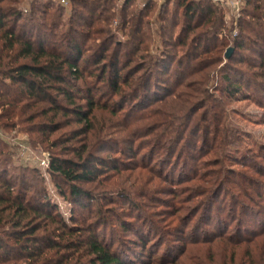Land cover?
Listing matches in <instances>:
<instances>
[{
  "label": "rangeland",
  "instance_id": "obj_1",
  "mask_svg": "<svg viewBox=\"0 0 264 264\" xmlns=\"http://www.w3.org/2000/svg\"><path fill=\"white\" fill-rule=\"evenodd\" d=\"M64 1L67 10L58 32L65 29L70 16L69 0ZM180 1L132 0L126 17L121 12L124 0L106 4L108 13L114 14L110 23H101L105 37L109 38V50L122 45L117 68L128 58L132 60L119 72L135 70L132 78L137 82L131 83L136 87L149 78L146 88L139 87V97L131 95L132 85H121V91L113 93L110 84L115 71L109 68L107 79L97 81L88 77L85 85L75 79L66 84L73 99L66 101L58 96L67 114L59 112L54 119L58 129L50 140L56 142L55 146L39 144L36 133L21 128L24 124L3 130L10 138H25L33 148L49 156L77 160L73 154L85 144L93 157L103 160L104 166L98 165L101 175L89 183L78 182L92 198H84L82 202L87 206L82 207L74 202L69 194L70 185L61 176L41 170L45 175L41 179L33 171L18 167L24 162L16 148L6 143L14 152L6 163L11 179L24 174L25 182L33 186L28 192L44 188L63 215L68 216L73 208L78 225L90 227L100 222L103 226H99L98 232L106 240L113 238L118 250L136 256L142 261L139 264L150 260V256L157 262L177 264L209 258L226 261L232 250L230 242L249 236L251 231H264V92L257 87L264 78L237 58L229 61L225 57L239 34L242 11L221 6L223 25L208 42L216 46L195 59L190 51L202 27H193L199 20L196 15L187 30ZM202 44L197 52H202ZM137 47L139 50L134 53ZM246 56L244 50L238 58ZM223 75L242 78L246 86L236 96L225 97L221 91L227 85ZM49 92L56 96L55 91ZM82 97L99 103L90 114L93 129L84 134L80 132L85 125L71 111L88 109ZM222 105L225 119L220 118ZM190 112H195L190 118L196 121L192 129L197 131L195 135L187 130L178 139L170 133L173 138L154 143L152 134L163 135L169 128L186 126ZM176 119L180 121L175 122ZM150 129L153 132L147 133ZM86 154L87 151L83 158ZM94 164L92 161L91 165ZM213 177H217V182L207 183ZM15 186H21L20 182ZM57 188L65 192L64 198ZM118 221L134 226L145 223L142 234L149 239L147 247L133 244L137 236L121 230ZM154 224L160 226V233L154 229L147 231V225L152 228ZM222 231L227 235L224 241L215 238ZM208 239L214 241L204 242Z\"/></svg>",
  "mask_w": 264,
  "mask_h": 264
},
{
  "label": "trees",
  "instance_id": "obj_2",
  "mask_svg": "<svg viewBox=\"0 0 264 264\" xmlns=\"http://www.w3.org/2000/svg\"><path fill=\"white\" fill-rule=\"evenodd\" d=\"M131 1L124 0L121 9L124 17L127 16V8ZM112 2L113 0H69L70 16L65 29L58 32L56 29L61 25L62 15L67 10L61 0L58 3L52 0L25 2L0 0L1 130L24 124L21 128L27 133H36L39 144L55 146L56 142L50 140V135L58 129L54 119L59 112L67 114L58 96L66 101L73 99L71 90L66 84L75 79L85 85L88 77H94L97 81L107 79L110 77V72L107 71L109 68L115 71L112 73L110 84L113 93L121 91V85L129 87L132 81L137 82L132 78L135 70L119 72L132 61L131 58H128L121 68H117L122 45L117 44L109 50V38L105 37L106 31L101 23L108 24L114 17V14L108 13L109 8L106 6L107 3L112 4ZM180 2L182 14L188 23L187 30L190 29V24L196 15L199 20L193 27H202L194 39V49L190 51V55L195 56L196 59L197 56L215 48L216 44L212 47L208 42L214 39L217 29L222 27L224 12L221 6L215 5L210 0ZM240 10L242 11L239 18L240 30L238 36L233 39V52L228 60L237 58L264 78V0H245ZM38 25L44 29L39 28ZM29 29L31 32L28 31ZM35 29L38 31L33 34L32 31ZM245 31L249 33L245 34ZM244 39H247V42H244ZM202 42V52H197ZM225 46L227 47V44ZM138 50L139 47L133 51L136 53ZM244 50L247 51L248 56L243 59L238 58L239 53ZM80 60L82 62L79 63ZM90 66L94 68L89 70ZM222 78L224 83H227L221 90L225 97L236 96L245 85L242 78L229 75H223ZM148 81L149 78L146 79L145 84L141 83L138 86L146 88ZM139 87L132 85L133 98L139 97ZM257 87L264 92V80L258 82ZM49 90L55 91L56 96L51 95ZM243 98L248 97L243 96ZM85 99L88 106L86 111L78 108L71 110L77 121L86 127L80 134L93 129L90 114L92 109L99 106V103L91 98ZM222 109L223 105L221 111ZM116 112L117 109L113 111ZM194 114L195 112L188 113L186 126L181 124L183 127L180 126L176 130L169 128L163 135L152 134L155 138L154 143L173 137L183 138L185 131L194 129L196 125L195 118L190 120ZM40 118H44L45 121H36ZM220 118H226L224 111ZM177 121L180 120L176 119L175 122ZM152 132V129L147 131V133ZM196 133L197 131L192 130V135ZM71 139L72 137H69L68 141ZM75 151L73 155L77 160L63 159L50 154V165L46 173L61 176L63 181L70 185L69 194L74 202L86 207L87 205L82 202L83 199L88 201L92 198L78 182L94 181L101 175L98 165L104 166V162L93 157V152H90L85 144ZM86 151L87 154L83 158ZM13 156L14 152L0 139V264H139L140 260L138 261L136 256L119 251V245H115L113 238L106 240L104 234L98 232L99 226H103L100 222L95 226L90 224V227L78 225L73 208H70L68 216L63 215L55 201L49 199L44 188L36 187L32 192H28L29 187L33 186L25 182L24 174L21 178L17 176L11 179L6 163ZM92 161L95 162L94 165H91ZM18 167L33 171L38 175L37 178L45 177L41 169L36 166L23 164ZM216 178L213 177L207 183L215 184ZM18 182L21 186L16 187ZM57 189L64 198L65 192L61 188ZM148 222L151 223V220ZM129 224L118 221L121 230L130 231L137 236V241L133 244L138 243V246L146 248L149 239L142 234L145 223L140 225L142 227ZM152 229L160 233L159 225L154 224L152 228L147 225L149 233ZM263 234V230L251 231L249 236L234 239L230 242L232 250L226 261L219 262L209 258L203 261L198 259L193 264H264ZM226 237L224 231L215 236L221 241L226 240ZM213 241L214 239H208L204 242ZM245 245L246 249L243 251ZM238 252L240 253L236 258ZM151 257L143 264H177L167 260L157 262Z\"/></svg>",
  "mask_w": 264,
  "mask_h": 264
},
{
  "label": "built area",
  "instance_id": "obj_3",
  "mask_svg": "<svg viewBox=\"0 0 264 264\" xmlns=\"http://www.w3.org/2000/svg\"><path fill=\"white\" fill-rule=\"evenodd\" d=\"M216 5L228 7L236 12L243 6L245 0H210ZM64 3V0H61ZM0 139L16 148L24 164L47 170L50 165V156L46 152H39L25 138H10L0 129Z\"/></svg>",
  "mask_w": 264,
  "mask_h": 264
},
{
  "label": "water",
  "instance_id": "obj_4",
  "mask_svg": "<svg viewBox=\"0 0 264 264\" xmlns=\"http://www.w3.org/2000/svg\"><path fill=\"white\" fill-rule=\"evenodd\" d=\"M233 52V47H229L225 53V57L228 59L230 58L231 54Z\"/></svg>",
  "mask_w": 264,
  "mask_h": 264
}]
</instances>
